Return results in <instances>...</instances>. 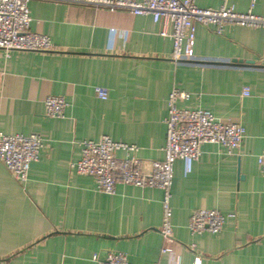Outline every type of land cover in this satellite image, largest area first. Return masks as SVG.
<instances>
[{
  "label": "crops",
  "instance_id": "obj_1",
  "mask_svg": "<svg viewBox=\"0 0 264 264\" xmlns=\"http://www.w3.org/2000/svg\"><path fill=\"white\" fill-rule=\"evenodd\" d=\"M251 0H193L202 9L224 3L247 12ZM31 32L49 37L51 52L0 51V132L38 135L44 148L28 180H16L0 162V264H99L124 253L130 264H170L164 245L162 192L117 184L112 195L69 163L80 143L107 136L136 146L146 167L163 161L167 98L173 88L190 94L180 108H200L222 122L242 125L238 154L203 144L200 158L173 165L170 206L172 249L180 264H264V30L196 25V61L174 63L172 42L148 15L31 1ZM253 13L264 17V0ZM107 91L96 97L94 88ZM249 96L242 97V89ZM62 97L63 117L45 115L44 100ZM119 158L124 152L116 153ZM227 218L218 234H191L198 209Z\"/></svg>",
  "mask_w": 264,
  "mask_h": 264
},
{
  "label": "built area",
  "instance_id": "obj_2",
  "mask_svg": "<svg viewBox=\"0 0 264 264\" xmlns=\"http://www.w3.org/2000/svg\"><path fill=\"white\" fill-rule=\"evenodd\" d=\"M31 1L68 3L104 9L110 12H128L134 16L148 15L155 24L161 26L160 36L172 42L174 63L193 62L196 25L213 27L216 35H221L225 26L264 30V17L253 13L255 0H251L247 12H235L225 3L217 9L198 8L193 0H0V51L8 57L12 52H51L54 50L48 36L41 30H29L31 18L28 5ZM100 100L107 99V91L94 88ZM249 88L242 89L241 96H249ZM190 94L173 88L167 98V116L163 161L144 164L133 153L136 146L116 142L107 136L98 141L85 140L80 143V158L69 163V168L79 175L94 179L98 192L112 195L117 184L136 188L158 189L162 192V222L159 234L163 242L160 254L167 255L170 264H180V255L172 249L173 226L170 206L173 181V165L176 160L186 164L200 158L203 144H216L226 155L238 154L244 138V128L240 124L222 122L200 108H180L179 102L187 101ZM67 107L59 96H49L44 100L45 115L59 119ZM44 148V140L38 135H5L0 132V162L19 182L28 180L30 165L38 161ZM122 151L125 157L116 153ZM257 164L264 176V152L257 156ZM217 211L198 209L190 216L188 229L191 234L204 232L218 234L226 219ZM99 264H130L124 253H108L103 259L92 257ZM193 264H201L195 257Z\"/></svg>",
  "mask_w": 264,
  "mask_h": 264
}]
</instances>
